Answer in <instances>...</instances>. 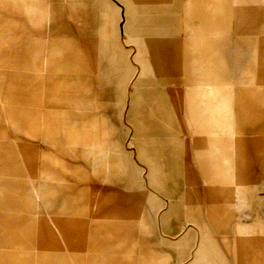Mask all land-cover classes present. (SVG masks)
Listing matches in <instances>:
<instances>
[{
  "label": "rangeland",
  "instance_id": "374dc122",
  "mask_svg": "<svg viewBox=\"0 0 264 264\" xmlns=\"http://www.w3.org/2000/svg\"><path fill=\"white\" fill-rule=\"evenodd\" d=\"M141 1L0 0V264H211L203 241L219 264H264V0ZM155 32L185 33L182 74L206 76L184 99L192 137L255 124L225 185L202 183L189 149L188 181L169 184L184 176L169 138L127 121ZM224 204L238 218L213 234L206 209Z\"/></svg>",
  "mask_w": 264,
  "mask_h": 264
},
{
  "label": "crops",
  "instance_id": "0c3cea01",
  "mask_svg": "<svg viewBox=\"0 0 264 264\" xmlns=\"http://www.w3.org/2000/svg\"><path fill=\"white\" fill-rule=\"evenodd\" d=\"M145 4V0L141 1ZM134 13L133 11L131 12ZM128 26L125 27V30ZM149 37L151 43L153 41H166L168 48L162 51H157L151 46V43H146L145 41L143 48H139L137 54L134 56V66L137 73L140 74L139 83L134 91V94L130 100V107L127 113V121L133 122L136 127L137 136H167L169 138L168 142V156H169V166L177 170H184V176L178 175L174 178L168 179L169 184L172 183L175 186H179L182 179H186L184 155L189 149L192 152V157L196 163L197 175L199 180L207 185H225L230 180V172L227 166H224L225 161L231 159L232 154H237V149L239 146L247 143L244 136L255 134V124H248L245 126V132L241 133L236 128L235 130L229 131L227 127H220L218 131L209 133L207 131L206 135L199 137H192L189 127L184 124V117L188 112V108L185 105V96L187 94V87L192 93H206V90H200V92L194 91L191 87L194 84L199 86H206V76L198 74L199 79L196 80L194 77L184 76L182 73L184 71L185 54L181 51V46H186L184 40L181 39L185 33L177 32L171 35L164 36V33L155 32L150 34ZM188 35V34H187ZM147 52L148 60H141L139 57L142 55V50ZM185 66V65H184ZM180 79H177V77ZM179 82L183 92L179 93ZM205 89V88H203ZM214 92V90H210ZM197 124V123H196ZM195 127V126H194ZM253 130V131H252ZM195 131V130H194ZM207 134H214L213 137ZM226 134H230L227 136ZM174 138V142L171 140ZM173 144V145H172ZM217 148L220 155L213 156L212 150ZM173 154V156H172ZM188 157V156H187ZM173 158V164L171 163ZM215 163L221 164V169L217 172L214 171L213 165ZM224 169L228 172V177L224 174ZM175 173L177 174V172ZM179 174V173H178ZM188 181V179H186ZM255 188L253 186H248L245 189L246 199H248V210L251 207L252 211L249 212L251 216V223L257 224L261 219L260 208L256 204ZM139 210H137L138 212ZM233 206L229 204H224V210L220 212L217 207L212 209H206L205 217H211L218 220H214V228L211 232L213 234L226 232L228 226L238 218V216L233 215ZM221 218V219H220ZM205 226V225H204ZM204 226L202 232L204 233ZM120 233H122V227H116ZM115 228V229H116ZM236 229L239 235V227ZM210 230V229H209ZM210 232V231H208ZM127 233V235H126ZM127 239L132 241L131 236L128 232H125V237L119 240L116 247L120 251L124 248V244ZM239 243L240 239L238 238ZM249 242H255V237ZM262 243H264V238H261ZM201 246V253H207L206 258L211 260V264L218 263V252L213 253L212 245L216 244V241H203ZM210 248V250L208 249ZM208 250H207V249ZM207 250V251H206ZM126 253V252H125ZM214 254V255H213Z\"/></svg>",
  "mask_w": 264,
  "mask_h": 264
}]
</instances>
